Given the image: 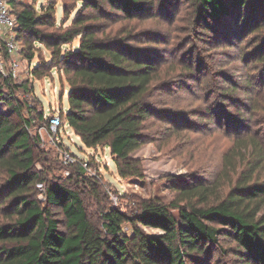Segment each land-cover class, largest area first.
<instances>
[{"label": "trees", "instance_id": "16d2710c", "mask_svg": "<svg viewBox=\"0 0 264 264\" xmlns=\"http://www.w3.org/2000/svg\"><path fill=\"white\" fill-rule=\"evenodd\" d=\"M77 1L80 7L70 24L55 26L52 5H40L36 10L33 5L10 0L20 55L32 57L26 52L28 38L50 49L48 59L29 69V77L38 78L46 65L60 67L68 86L66 109L56 112L62 124L86 147L102 143L108 148L119 177L139 178L141 163L131 153L150 139L147 120L156 117L173 123L176 115L156 103L167 84L155 82L157 59L131 48L128 34L98 36L99 24L88 22L90 16L82 11L89 7L102 10L105 2L131 16L148 9L151 2ZM189 1L195 6L196 20L204 24L207 19L217 22L238 15L233 31L252 32L259 43L256 53L264 60V0ZM76 37L77 45L67 48ZM13 80L10 74L0 73V104L6 107L0 109V212L4 216L0 221V264H186L192 254L205 250L204 245L218 244L219 237L234 242L243 264H264V179L259 176L264 170V148L259 142L241 139L250 143L235 150L237 163L242 162L243 167H232L237 176L233 185L229 180L225 194L217 193L219 183L177 186L178 199L168 204L146 198L130 212L112 206L102 209L98 226L87 213L81 190L69 183L73 178L48 180L35 169L40 137L29 128L35 118L43 123L46 115L34 112L16 96L19 87L32 93L28 79L19 84ZM24 108L27 116L22 114ZM241 151L248 155L242 156ZM76 167L79 178L83 166ZM79 179L85 186L93 184L90 179ZM37 183L42 184L44 203L36 198ZM141 226L161 232L147 233Z\"/></svg>", "mask_w": 264, "mask_h": 264}, {"label": "rangeland", "instance_id": "374dc122", "mask_svg": "<svg viewBox=\"0 0 264 264\" xmlns=\"http://www.w3.org/2000/svg\"><path fill=\"white\" fill-rule=\"evenodd\" d=\"M20 2L33 5L36 10L40 5H52L55 26L70 24L80 7L77 0ZM150 2L148 9L131 16L111 9L105 2L102 10L89 7L82 11L84 16H90L88 22L99 24L98 36L128 34L127 44L131 48L157 59L155 82L167 84L165 91L156 96V103L176 115L173 123L156 117L147 120L150 139L131 153L140 160L142 176L119 177L108 148L102 143L86 147L67 124H62L61 145L80 160H89L90 165L83 167L81 177L90 179L92 186L83 185L81 177L76 176L79 161L60 162L55 147L47 141L45 129H41L45 139H40L36 146L35 169L48 180L73 178L69 183L81 190L87 213L98 226L102 209L112 206L130 212L139 200L146 198L168 204L178 199L177 186L219 183L217 193L225 194L229 180L233 185L237 176L232 167L235 165L238 170L243 167L242 162L237 163L235 150L250 143L241 139L251 138L264 148V60L256 53L259 43L255 42L253 33L241 34L242 30L235 33L238 15L234 14L222 18L223 21L207 19L206 24L197 21L195 6L189 0ZM77 43L78 37L66 47L72 48ZM25 46L32 57L20 56L19 71L13 81L19 84L28 79L27 87L32 85L33 91L24 92L19 87L16 96L31 105L34 112L43 111L44 116L66 109L68 86L60 67L46 65L38 78L29 77V69L48 59L50 49L31 38ZM0 109L6 107L1 103ZM22 114L28 115L25 108ZM41 124L35 118L30 132L38 134ZM241 154L246 157L248 151ZM259 176L264 179V170ZM173 180L181 181L175 184ZM34 191L38 201L44 203L43 189L35 185ZM171 211L177 216L176 209ZM3 219L0 212V221ZM124 227L130 232L127 224ZM141 228L147 233L161 232L155 227ZM203 248L200 254L187 258L186 264H243L237 252L239 248L228 238L219 237L218 244Z\"/></svg>", "mask_w": 264, "mask_h": 264}, {"label": "built area", "instance_id": "2783aa9c", "mask_svg": "<svg viewBox=\"0 0 264 264\" xmlns=\"http://www.w3.org/2000/svg\"><path fill=\"white\" fill-rule=\"evenodd\" d=\"M10 0H0V73L10 74L12 78L17 76L20 67V46L15 39L14 27L16 17L12 12ZM62 122L58 113L46 115L45 121L39 126L38 135L41 140L45 138L41 135V129L46 130L47 141L55 147L58 158L63 164H73L78 162L85 169L88 167L89 160L71 153L65 146L61 145ZM96 159V157H95ZM37 188L43 189L41 183L36 184Z\"/></svg>", "mask_w": 264, "mask_h": 264}]
</instances>
